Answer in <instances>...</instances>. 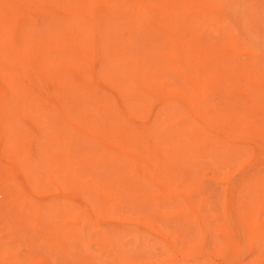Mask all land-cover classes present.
Here are the masks:
<instances>
[{"label":"rangeland","instance_id":"obj_1","mask_svg":"<svg viewBox=\"0 0 264 264\" xmlns=\"http://www.w3.org/2000/svg\"><path fill=\"white\" fill-rule=\"evenodd\" d=\"M197 1L201 0L189 1V12L185 8L187 2L181 3H186L183 7L190 16L198 8ZM125 2L128 4V0ZM129 2L130 5L136 0ZM223 2L226 7L221 10ZM203 4V14L195 13L196 18L190 17V24V20L182 18L184 24L194 26L187 27V31H193L186 34L184 43L203 44V41L212 45L222 39L220 42L225 44L229 39L227 42L232 41L237 48L232 53L234 58L258 61L264 70V0H203ZM44 7V3L40 4V8ZM191 7L195 9L191 11ZM29 12L33 17L42 14L40 9ZM9 14L0 0L2 44L7 49L13 48L15 57L18 56V66H15L6 60L4 46H0L2 245L25 264H264V196L258 194L259 190L251 187L255 191L251 193L247 186L242 189V183L236 190L241 189L245 194L235 195L236 190L230 188L233 193L229 184L221 180L223 171L216 166L220 159L207 158L210 160L202 164L200 160L186 159L189 154L168 157L157 167L160 183H170L176 191L170 199L164 194L160 198L162 192L151 190L153 186L145 179L130 183L134 175L130 160L122 167L123 158L102 147L94 137L118 144L119 137L111 130L114 123L109 111V106L119 101L117 91L103 87L100 94L106 96L102 97L103 106L98 107L93 96L86 98L97 83L95 79L77 74L74 78H65L61 66L54 62L40 66L38 56L43 51H39L38 41L33 42V47L22 46L17 38L14 46L13 26L21 24V16L9 17ZM117 21L121 25L132 21L128 27L123 24L124 30H118L126 37L133 31L137 34L140 28L147 33L146 27L139 26L131 15ZM112 32L113 38L118 39ZM133 35L126 40L135 41L137 37ZM153 40L148 34L142 41L151 45ZM143 42L137 43L145 47ZM195 63L202 77L211 78L213 92L207 103L215 108L241 106L237 115L240 124L253 125L259 121L260 116L245 112L248 106H254V98L242 92L245 86L255 87L256 79L262 80L254 73L257 69L252 72L257 83L250 85L241 81V87L235 88L234 93L227 83L218 81L217 73L207 68L205 62ZM107 69L110 77L119 74L115 69ZM71 82L77 84L72 86ZM127 98L131 99L130 95ZM260 102L264 103V99ZM261 103L260 106L264 105ZM59 111L72 119L78 130H86L90 136L84 138L75 129L66 127ZM97 118L109 119L97 125L94 123ZM144 145L140 143L136 149L128 145L126 149L142 153ZM150 165L152 170L156 167L153 161ZM257 165L250 169L256 170ZM249 181L245 183L248 187ZM232 184L234 189L239 187L234 180ZM233 195L241 197L237 199L240 205H235ZM54 198L56 202H47ZM187 205L191 206L190 210Z\"/></svg>","mask_w":264,"mask_h":264},{"label":"bare ground","instance_id":"obj_2","mask_svg":"<svg viewBox=\"0 0 264 264\" xmlns=\"http://www.w3.org/2000/svg\"><path fill=\"white\" fill-rule=\"evenodd\" d=\"M2 1L7 13H10L9 17L16 16L18 18L21 16V24L13 26L14 46L17 38L20 39L22 46L30 45L33 47V42L38 41L40 44L39 51H43V54L38 56L40 66L54 62V64L61 66L62 76L65 78H74L73 75L77 74L85 78L95 79L97 83L89 91L86 98L93 96L95 98L93 101L98 107L103 106V98L106 96V94L103 96L100 94L103 87L117 91L119 101L114 106H109V111L114 123L111 130L117 138L119 137L118 144H114L111 140L94 137L102 147L109 149L114 154H119L123 158L122 167L127 166V161L130 160L131 172H134V175H131L134 178L132 180L130 177V183L145 179L146 182L150 183V187L153 186L151 190L158 189L159 193L162 192L160 198L164 194L165 198L170 199L176 191L170 183H160L156 173L157 167L164 163L168 157H184L189 154L186 159L190 162L200 160L202 164H204L203 161L210 160L207 158H211V160L220 159V163L216 161V166L219 167L220 171H223L221 180L223 179L229 184V190H236L244 183L241 186L242 189L245 186H247L246 189L252 187L255 191L259 190L260 196H264L262 195L264 192H260V190L264 191V167H262L264 165V107H261L264 105L260 106V101L264 99V94H261L264 93L262 91L264 90L262 89L264 87V73H262L264 70L260 69L261 66L258 61L244 62L234 58L232 53L237 48L231 43L232 41L227 42L229 39L224 42L225 44L220 42L222 39H219L220 44H217L218 41H216L217 43L214 41L215 44L212 45H206L203 41V44L196 41V44L184 43L183 39L186 34L189 35L193 31V29L187 31V27H194L189 25L192 22L190 17H195V13L203 14V0L196 2L195 7L198 8L194 13L191 12L193 13L192 16L185 12L183 6L186 3L181 5L182 1L187 2L188 7L185 6V8L189 12V1L192 0H136L133 2L136 4L135 6H132L133 3L129 5L130 0H128V4L125 2L126 0ZM42 3L45 4L44 8H40ZM178 4L181 5V8ZM225 7L223 2L221 10H224ZM191 8V11L195 9ZM34 9H40L41 17L31 16L29 11ZM125 15H131L137 19L135 22L139 26L146 27L147 33L145 34L144 29H142L143 32L140 27V29L136 27L140 37L134 31L130 33L142 40L146 39L149 34L154 39L151 45L144 43L141 39V41H137V38L135 41L126 40L132 34L126 37L125 33L119 32L132 22L127 25H125L126 22H121L122 25L118 21V23L115 22ZM178 16L180 17L178 18ZM182 18L187 21L190 20L189 24H184L185 20ZM110 22L113 24H109ZM116 24L120 26L117 27ZM0 26L3 27L1 22ZM110 30H114L112 34H117L118 39L113 38ZM143 35L146 37H142ZM1 37L2 34L0 33V46L2 47L4 45ZM137 42H143L146 46L144 47ZM35 43L34 45H36ZM3 48L7 55L6 60L11 61L12 64L14 62L15 66H18V56L15 57L14 49H7L5 46ZM195 61L205 62L204 64L208 65L207 68L217 73L218 81L227 83L228 88L233 89L234 93H236L235 88L241 87V81L250 85L258 82L259 84L257 83L253 88L250 87L251 89H249V85L245 86L246 88L244 87L242 92L248 97L254 98L252 101L254 106H248L249 109L245 107V112L253 116H260L259 121L253 125L250 122H242L244 125L240 124L237 117L239 116L238 109L241 106L225 107L223 105V107L215 108L207 103L213 92L211 78L200 75L201 71L196 66ZM107 67L117 70L119 74L110 77L107 73ZM254 69L258 71L255 70L257 72H254ZM252 72L257 73V78L261 76L262 80L258 78L256 79L257 82H254L256 80H254ZM100 81L101 83H99ZM70 84L73 86L77 83L71 82ZM70 84L69 86H71ZM127 95H130L131 99H128ZM85 108L84 106L83 111ZM106 110L108 108L102 109L103 112ZM59 114L66 127L70 126L75 129L79 136L84 138L90 136L86 130H78L73 120L69 119L64 112L59 111ZM247 114L244 115L247 116ZM108 119L97 118L94 123L100 125ZM3 133L1 135H4ZM143 142L145 145L143 151L141 150L142 153L126 149L128 145L134 146L135 149L139 148L140 143ZM152 161L156 163L153 170L150 168ZM200 161L198 162L200 163ZM254 164H258V169H250L251 166L253 168ZM240 172L245 174L243 173L242 176ZM135 175L140 178L135 177ZM240 175L241 180L237 181ZM253 179H256L255 183H259H253ZM233 180L236 183L235 186L239 185V187L234 189ZM248 180L251 181H249V185H251L249 187L246 185ZM254 185L259 189H256ZM233 190L231 191L233 192ZM255 191H251V193ZM235 192L233 193L238 195L243 191L239 189ZM165 194L170 197L165 196ZM233 197V199L236 198L234 195ZM240 198L237 197L234 200L238 203L235 205H240L237 201ZM56 200L54 198L52 201L47 200V202H56ZM203 201L204 199L202 203ZM186 207L189 210L191 208L188 205ZM237 210L241 212L238 207ZM240 212L239 214L242 215ZM196 214L199 215L198 212ZM19 258L0 243V264H25Z\"/></svg>","mask_w":264,"mask_h":264}]
</instances>
